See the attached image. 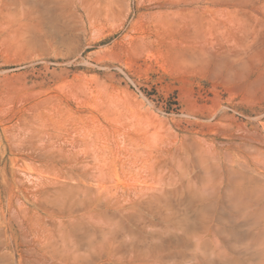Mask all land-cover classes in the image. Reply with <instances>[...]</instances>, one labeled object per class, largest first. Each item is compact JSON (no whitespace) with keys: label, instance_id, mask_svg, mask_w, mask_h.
<instances>
[{"label":"rangeland","instance_id":"obj_1","mask_svg":"<svg viewBox=\"0 0 264 264\" xmlns=\"http://www.w3.org/2000/svg\"><path fill=\"white\" fill-rule=\"evenodd\" d=\"M0 264H264V0H0Z\"/></svg>","mask_w":264,"mask_h":264},{"label":"bare ground","instance_id":"obj_2","mask_svg":"<svg viewBox=\"0 0 264 264\" xmlns=\"http://www.w3.org/2000/svg\"><path fill=\"white\" fill-rule=\"evenodd\" d=\"M140 1H144V0H140ZM196 1L198 2L199 10L201 11V10L203 9L204 0H196ZM131 149H133V148L131 147ZM135 149H136V148H135ZM135 149H134V150H135ZM138 149H139V148H138ZM127 152H128V151H127ZM127 152H126V153H127ZM133 152H134V151H133ZM136 152H137V150H136ZM128 153H130V151H129ZM134 153H135V152H134ZM138 153H139V157H140L141 162H142V164H140V165H141V166H144V164H146V162H147L146 160H147L148 154H147L145 151H141L140 149L138 150ZM138 153H136V154H138ZM130 154H131V153H130ZM132 154H133V153H132ZM136 154H135V155H136ZM128 155H129V154H128ZM135 157H136V156H135ZM135 157H134V158H135ZM128 158H129V156H128ZM128 158H127V159H128ZM137 158H138V155H137ZM129 160H130V159H129ZM134 160H135V159H134ZM134 160H133V161H134ZM130 161H131V160H130ZM138 161H139V160H138ZM138 161H136V162H138ZM128 162H129V161H128ZM131 162H132V161H131ZM131 162H130V163H131ZM136 162H135V163H136ZM130 163H129V164H130ZM129 164H127V165H129ZM131 164H132V163H131ZM131 167H132V165H131ZM133 167H134V165H133ZM135 168H136V170H137V167H135ZM140 168H141V167H140ZM138 169H139V168H138ZM124 170L126 171V169H124ZM134 170H135V169H134ZM136 170H135V172H137ZM127 171H128V170H127ZM131 171H132V170H131ZM128 172H129V171H128ZM128 172H127V176H128ZM138 172H139V171H138ZM123 173H124V172H123ZM132 173H133V172H132ZM125 174H126V173H125ZM135 174H136V173H135ZM108 175H109V174H108ZM114 175H115V174H114ZM116 176H117V175H116ZM136 176H137V174H136ZM148 176H151V177H152V174L149 173ZM133 177H134V174H133ZM127 178H128V177H127ZM130 179H131V182H132V179H133L132 176L130 177ZM134 179L137 181L136 177H134ZM114 180H115V179H114ZM125 181H126V180H125ZM120 182H121V181H120ZM129 182H130V181H129ZM129 182H128V183H129ZM133 183H137V182L134 181ZM130 185H132V184H130ZM132 186H133V185H132Z\"/></svg>","mask_w":264,"mask_h":264}]
</instances>
